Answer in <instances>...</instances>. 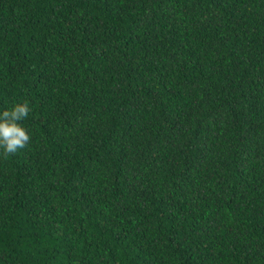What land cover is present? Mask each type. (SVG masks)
Masks as SVG:
<instances>
[{
    "label": "trees",
    "instance_id": "1",
    "mask_svg": "<svg viewBox=\"0 0 264 264\" xmlns=\"http://www.w3.org/2000/svg\"><path fill=\"white\" fill-rule=\"evenodd\" d=\"M0 264H264V0H0Z\"/></svg>",
    "mask_w": 264,
    "mask_h": 264
},
{
    "label": "clouds",
    "instance_id": "2",
    "mask_svg": "<svg viewBox=\"0 0 264 264\" xmlns=\"http://www.w3.org/2000/svg\"><path fill=\"white\" fill-rule=\"evenodd\" d=\"M31 111L29 102L24 101L0 113V158L8 159L30 143L29 130L22 121L28 118Z\"/></svg>",
    "mask_w": 264,
    "mask_h": 264
}]
</instances>
